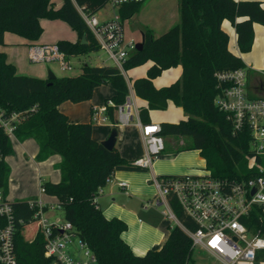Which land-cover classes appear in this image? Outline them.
<instances>
[{
	"label": "trees",
	"instance_id": "16d2710c",
	"mask_svg": "<svg viewBox=\"0 0 264 264\" xmlns=\"http://www.w3.org/2000/svg\"><path fill=\"white\" fill-rule=\"evenodd\" d=\"M111 0H63L56 8L54 0H0V109L8 112H27L18 125L15 136L19 141L29 138L39 144L37 160L42 162L58 154L61 180H45L49 196L56 197L65 212L66 220L73 223L81 237L98 256L101 264H189L194 252L192 238L178 225L171 226L168 237L160 248L149 249L137 255L123 238L128 224L121 218H107L98 204V196L116 171H145L122 156L118 147L107 149L93 136V123H74L60 110L66 101L74 103L91 100L97 87L111 84L115 94L106 99L117 104L129 95L128 81L114 65L85 63L77 76H63L54 80L20 75L16 66L8 61L1 47L5 33L19 34L35 42L44 33L41 19H60L77 33L78 40H60V49L69 58L89 55L100 50L95 35L87 25L80 9L96 15ZM146 0L127 2L119 6L124 26L140 12ZM180 22L167 32L156 35L145 29L143 48L134 52L125 68L144 65L152 61L148 75L132 81L136 95L147 101L140 107L144 123L150 121L152 110H166L173 102L183 108L186 118L178 122L161 123V134L184 136L185 144L178 150H199L206 160V168L214 177L243 179L251 175L248 167L252 155L251 133L248 128L234 133V126L227 114L220 110L215 100L220 93L216 74L221 71L247 68L240 55L230 49V35L223 28L229 20L236 28L241 53L252 50L255 40V23L264 25V7L257 0H178ZM240 18H242L240 20ZM35 44V43H33ZM183 67L181 79L175 83L156 87L154 80L163 71ZM249 69V74L255 72ZM255 90L264 92V82L256 77ZM116 121L114 109L109 110ZM117 126H113L115 128ZM118 128V127H117ZM0 188L7 194L11 167L6 158L14 152L13 139L0 130ZM259 161H263L260 157ZM17 231L15 234L18 264H52L45 255V239L39 231V222L29 199L14 200ZM173 207L178 217L192 230L198 228L177 202ZM243 221L253 232L264 236V213L254 210ZM34 225V238L28 239L26 231ZM257 261H264V250L257 254Z\"/></svg>",
	"mask_w": 264,
	"mask_h": 264
},
{
	"label": "built area",
	"instance_id": "2783aa9c",
	"mask_svg": "<svg viewBox=\"0 0 264 264\" xmlns=\"http://www.w3.org/2000/svg\"><path fill=\"white\" fill-rule=\"evenodd\" d=\"M142 0H111L113 7L123 3ZM80 12L99 42L100 50L108 54L123 74L125 64L136 52L138 42L134 39L124 43V26L119 15L101 20L96 15ZM29 61L32 64L57 63L62 70L72 71L75 65L62 51L58 43H35L29 47ZM249 69L237 68L216 74L220 93L215 103L224 111L234 126V133L248 128L251 133L252 155L248 167L251 175L243 179L214 177L205 168L200 173L152 177L158 194L150 205L161 207L163 214L174 226H180L193 240V247L207 250L222 264H241L256 262L259 251L264 250V236L249 229L245 218L254 210L264 213V95L252 90L249 83ZM125 102L117 104L108 100L102 106L92 109V123L123 127L135 124L142 128L146 146L145 154L134 160L135 166L152 170L154 162L166 150V137L161 134V124L144 123L140 109L134 98L132 86ZM113 108L116 121L109 110ZM27 112L0 109V130L9 137L16 138L18 125ZM4 155L0 149V161ZM262 157L263 161H259ZM112 178L108 180L110 182ZM126 187V182H121ZM103 191V189H102ZM101 191V192H102ZM41 185L40 195L29 199L34 210V218L39 222V231L45 239V255L52 264H101L89 243L84 240L72 222L49 220L45 212L49 208L61 209L59 200L48 201ZM177 200L184 212L193 219L198 228L192 230L177 215L173 200ZM3 188H0V264H18L15 234L17 231L15 212Z\"/></svg>",
	"mask_w": 264,
	"mask_h": 264
},
{
	"label": "crops",
	"instance_id": "0c3cea01",
	"mask_svg": "<svg viewBox=\"0 0 264 264\" xmlns=\"http://www.w3.org/2000/svg\"><path fill=\"white\" fill-rule=\"evenodd\" d=\"M257 1H260L262 3V6L264 7V0ZM54 2L56 8H59L63 4V0H54ZM137 15L138 13L134 17H136ZM112 16V14H107L100 19L106 20L111 18ZM134 17L132 19H134ZM241 19L242 18H240V20ZM61 21L62 20L60 19H41V24L44 27V34L39 40L35 42H32L16 33H5V44L1 47V49L7 54L8 61L16 66L18 74L34 76L42 79L49 78L48 73L49 70H51L49 69V65H34L32 63L30 64L28 56L29 47L33 43H56L60 40H65L57 30V28L61 25ZM223 28L230 35L229 46L231 51H233L237 55H240L247 66L251 69H253V66L250 65V62H253L254 64H256V66L259 67L263 66L264 68V25L255 23L254 45L252 50L248 53H241L238 46V34L236 28L229 20H225L223 22ZM145 29L151 28L142 25L141 29L139 30V33L141 34L140 38H142ZM48 30L54 32V35H52V37L46 36ZM151 30L153 31V29ZM68 38V40L72 42H76L78 40V37L75 35V33L70 35ZM73 59L74 57H72L71 60L73 61L75 68L72 71L77 69L76 63ZM78 59L79 63L81 64L80 72H78L76 75L69 76H77L81 74L83 72V65L85 63H88L86 59L79 57ZM106 60L107 59H103L101 63H98L96 65H113L112 62L108 63V61ZM152 66L153 62L149 61L144 65L132 68L127 72H132L135 75L133 80H135L137 78L147 76L148 71ZM58 68L59 71H61L60 75H57L52 70L58 77L67 76L63 72H72L62 70L60 67ZM182 75L183 67L180 65L163 71L160 76L155 78L154 83L156 87L168 86L181 79ZM127 76L128 73H126V79L128 78ZM132 81L130 85L132 86V91L138 108L140 109V107L142 106H147V101L139 98L136 95L132 85ZM114 94L115 89L112 88L110 93L104 95L103 101L95 102L93 101V98L85 102L83 101L84 105L86 106L84 109L82 108V110L79 106H75L69 111L65 107H63L62 104L60 105V110L68 115L71 122H92V109L95 106L104 105L106 103V99L112 97ZM83 103H81L80 105H83ZM173 107H175V109H181V111L177 110L178 112L176 119H174L173 117H168L169 112L152 110L150 112L149 122L161 124L165 121L178 122L181 119L186 118V114L183 108L176 106L173 102H170L166 110L173 111ZM94 124L95 123H93L94 138L99 141L108 139L113 126L109 124H98L100 128L97 132L95 131ZM118 130L119 135L116 146L118 147L122 156L130 161H134L142 157L146 152L142 128L135 124H132L129 126L118 127ZM170 137L171 136H167L166 141H171L172 139H170ZM13 147L14 152L11 155L7 156L6 160L11 167L12 181L13 183L16 181L18 182V184H16V186H13V184L11 185L9 179V191L7 195L10 200L14 201L18 199H31L38 197L40 195L42 182L45 181V176L49 178L48 180H51L53 182H59L61 180V171L59 169V164L62 160V157L60 155L55 154L50 156L45 161H38L36 158L40 147L38 142L33 138H29L25 141H19L17 138H13ZM203 160L206 163V160ZM205 168L206 166L202 168L198 165V161L196 160V158L191 155V150H177L176 152L171 151L167 153L164 152L156 160V162H154L153 169L149 172L132 170L116 171L112 177V180L108 182V184L103 188V191L98 196L97 201L107 218L111 219L113 217H118L127 222L128 229L123 233V238L131 246L134 253H136L137 255H145L149 249L160 248L164 244L168 237L169 230L172 226V222L165 217L162 211H160L159 209H150V207H152L153 205H150L149 202L154 200L156 194L155 187L152 184V177L154 175L169 176L183 175L187 173H200L204 171ZM121 182H126L127 186L122 187L120 185ZM45 196L55 201L57 200L56 197L49 195ZM256 262H246L242 264H255Z\"/></svg>",
	"mask_w": 264,
	"mask_h": 264
},
{
	"label": "rangeland",
	"instance_id": "374dc122",
	"mask_svg": "<svg viewBox=\"0 0 264 264\" xmlns=\"http://www.w3.org/2000/svg\"><path fill=\"white\" fill-rule=\"evenodd\" d=\"M107 14H112V15H119V7H113L111 3H108L102 10H100L96 16L98 18H102L103 16H106ZM120 16V15H119ZM180 22V12H179V6H178V0H146L142 7L140 12L134 19H130L126 21L125 26H124V43L127 44L130 40L134 39L138 42L142 41V38H140V33L139 30L141 29L142 25H145L146 27H149L153 29V31L157 34H163L167 32L171 27L177 25ZM59 31L60 35H62V38L65 40H68L69 36L75 33V35L78 37V33L65 21H61V25L57 28ZM44 34V33H43ZM42 34V35H43ZM54 35V32H51L48 30L47 37H52ZM42 37V36H41ZM57 43V42H56ZM246 57V56H245ZM83 59H86L88 63L90 64H98L101 63L103 59H107L108 63H111L112 60L108 59V54L105 51L99 50V51H94L90 53L87 56L82 57ZM74 62L76 63L77 69H75L72 72H63L65 75H76L78 72H80V67L81 64L79 63L78 57H74ZM253 66V70H255L254 74L249 76V83L251 85L252 90H255L253 83L256 77L260 78L264 82V68L263 66H256L253 62H250ZM31 64V63H30ZM41 64H46L49 65V69L53 70L57 75H60L61 71H59V65L57 63H41ZM40 64V65H41ZM35 65V64H34ZM128 70H125V77L126 73H128V78L127 81L129 84L135 77V75L132 72H127ZM49 74V73H48ZM114 89L113 85L111 84H102L101 86L97 87L94 93L93 101L95 102H100L103 101V97L105 94L110 93L111 89ZM258 93L264 95V92L262 93V90H258ZM85 102V101H84ZM83 102H78L74 103L72 101L66 100L62 103L63 107H65L67 110L73 109L75 106H79L82 110L84 109L86 105H80ZM171 110H160V112H169L168 117H173L176 119L177 117V110L181 109H175L173 107ZM95 131H99V125L94 124ZM168 139V138H167ZM170 139L171 141L168 140L166 141V150L165 152H176L180 146H183L185 144L186 138L184 136H171ZM183 141V142H182ZM179 151V150H178ZM191 155H193L196 160L198 161V165L201 166L202 168L206 166L205 161L203 160L200 151L198 150H191ZM156 162V161H155ZM14 171V170H13ZM149 172L150 170H145L143 172ZM22 176V175H21ZM10 184L13 186H16L18 182L12 181V172L10 173ZM20 178V176H19ZM49 178L45 176V180H48ZM19 181V180H18ZM153 184V183H152ZM155 187V185L153 184ZM156 190V195L158 194L157 189ZM43 198H45L48 201H55L53 199H50L49 197L43 195ZM152 210L159 209L162 211L165 209V206L161 207H156L152 206L150 207ZM45 216L49 218V220L54 221L56 219H60L61 221H66L65 217V212L62 209H53L49 208L45 212ZM174 222H172V226H174ZM35 229V226L32 225L28 227L26 231V237L28 239H33L35 234H33V230ZM193 261H191L189 264H222L221 261L216 259L215 257L211 256V254L205 250L202 249L201 247H195L193 255H192ZM246 263V262H241ZM255 264H264V261H257Z\"/></svg>",
	"mask_w": 264,
	"mask_h": 264
},
{
	"label": "water",
	"instance_id": "95a60500",
	"mask_svg": "<svg viewBox=\"0 0 264 264\" xmlns=\"http://www.w3.org/2000/svg\"><path fill=\"white\" fill-rule=\"evenodd\" d=\"M142 48H143V42L142 41L138 42L137 49L141 50ZM55 78H56V74L52 70H49V79L54 80ZM118 135H119L118 128L117 127L113 128L108 139L102 141V144L107 149L113 150L116 147L118 141Z\"/></svg>",
	"mask_w": 264,
	"mask_h": 264
}]
</instances>
